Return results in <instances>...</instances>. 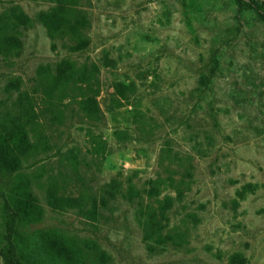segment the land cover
I'll return each mask as SVG.
<instances>
[{
	"label": "rangeland",
	"instance_id": "374dc122",
	"mask_svg": "<svg viewBox=\"0 0 264 264\" xmlns=\"http://www.w3.org/2000/svg\"><path fill=\"white\" fill-rule=\"evenodd\" d=\"M11 4L23 8L32 28L19 58L0 55V112L18 96L15 89L7 91L9 85L20 82L22 92L33 91L40 67L99 62L105 52L117 61L100 76L101 121H89L67 101L62 123H43L50 149L23 166L44 210L31 233L93 241L110 258L106 264H229L234 254L246 264H264V13L243 0H81L92 24L91 43L68 54L60 45L54 48L39 19L51 2L0 0V8ZM116 81L133 82L136 92L109 112ZM97 141L104 146L100 153ZM168 147L171 159L164 153ZM188 157L192 190L170 215L176 231H188L187 241L152 253L141 225L145 190L170 170L179 179ZM114 179L124 193L131 184L142 199L129 200L120 188L107 187ZM55 181L72 198L85 196L88 206L107 190L115 200L101 207L94 222L78 209L56 213L45 192ZM9 184L0 175V194Z\"/></svg>",
	"mask_w": 264,
	"mask_h": 264
},
{
	"label": "trees",
	"instance_id": "16d2710c",
	"mask_svg": "<svg viewBox=\"0 0 264 264\" xmlns=\"http://www.w3.org/2000/svg\"><path fill=\"white\" fill-rule=\"evenodd\" d=\"M53 4L40 14V21L46 28L54 48L58 45L68 54L85 51L91 43V20L81 8V0H47ZM249 7L264 13L263 0H243ZM32 28V20L19 5L0 8V55L12 61L23 53L25 38ZM117 61L105 52L99 62L78 64L74 60H64L53 70L40 67L37 71L36 88L33 91H21L20 82H12L7 91L15 89L18 96L10 105L4 104L0 112V175L10 178L8 192H1L5 198L4 219L5 244L1 257L5 264H106L110 258L95 242L68 236H57L45 230L31 233L34 225L43 221L44 210L31 191L30 177L23 173L24 164L31 158L46 153L50 149V138L42 128L45 121L50 125L62 123L64 110L68 103L75 102L82 116L91 122L102 120L101 95L102 69H115ZM109 93L108 111L115 110L129 103L136 92L133 82L113 84ZM101 141L96 142L95 151L103 149ZM166 157L171 159L168 147ZM76 157L73 160L76 161ZM182 161V160H180ZM193 159L188 157V165L180 178H175V171L170 170L165 179L159 177L150 181L145 190L147 202L143 207L141 225L150 252L172 244L183 246L188 238V231L171 226V213L174 206L186 200L192 190ZM120 188L129 200L142 199L135 188L123 192V185L114 179L107 187ZM51 209L56 213H65L78 209L79 213L94 222L101 207H106L115 200L111 191H106L99 201L90 198L91 206L85 196L72 198L59 182H51L45 187ZM239 191L237 192V196ZM238 207L239 202L233 199ZM88 207H90L88 209ZM190 213L186 214L188 217ZM198 221V220H196ZM229 264H246L241 254L229 258Z\"/></svg>",
	"mask_w": 264,
	"mask_h": 264
}]
</instances>
